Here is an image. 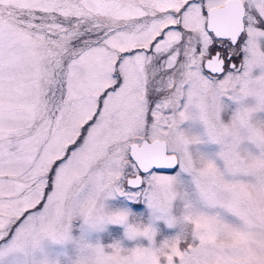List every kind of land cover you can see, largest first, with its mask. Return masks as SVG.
<instances>
[{
	"label": "snow or ice",
	"instance_id": "6c2138e0",
	"mask_svg": "<svg viewBox=\"0 0 264 264\" xmlns=\"http://www.w3.org/2000/svg\"><path fill=\"white\" fill-rule=\"evenodd\" d=\"M0 264H264V0H0Z\"/></svg>",
	"mask_w": 264,
	"mask_h": 264
}]
</instances>
